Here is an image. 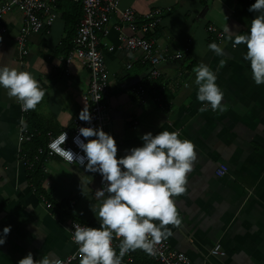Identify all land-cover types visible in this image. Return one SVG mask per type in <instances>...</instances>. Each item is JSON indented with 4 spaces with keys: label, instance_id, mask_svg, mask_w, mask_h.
Wrapping results in <instances>:
<instances>
[{
    "label": "crops",
    "instance_id": "1",
    "mask_svg": "<svg viewBox=\"0 0 264 264\" xmlns=\"http://www.w3.org/2000/svg\"><path fill=\"white\" fill-rule=\"evenodd\" d=\"M66 1L58 4V16L48 32H30L28 52L22 57L16 48L22 25L19 10L6 16L4 31H0V66L32 73L45 92L32 109L44 142L48 132H72L79 112L89 109L85 61L74 56L68 65L64 62L72 41L66 38L62 17ZM254 2L119 0V9L129 7L140 14L161 10L153 47L181 57L162 60L156 80L149 78V67L140 63L137 54L124 49L123 35L131 30L121 25L118 13L112 15L110 33L99 45L109 72L105 103L117 156L140 146V136L149 131H177L181 139L195 145L197 158L188 173L187 191L175 197L182 222L166 226L172 233L166 239L193 264H264V84L257 85L251 77L249 62L243 58L246 46L234 43L237 35L247 32L255 16L249 11ZM226 24L230 32L225 31ZM208 26L215 27L222 37L217 39L215 33L208 32ZM208 40L226 55H216ZM201 62L217 76L225 111H200L194 81ZM132 86H143L146 93H132ZM25 114L21 116L17 99L0 87V232L11 225L5 244L0 245V264H18L28 252L35 260L43 255L64 257L74 249L69 239L72 219L95 227L100 223L92 209L99 203L95 192L101 188L102 178L83 166L47 158L41 188L56 205L67 201L68 206H57L52 212L36 198L29 172L17 153L19 122L21 118L30 122ZM220 164L227 166L221 177L215 174ZM216 243L224 255L211 254ZM137 255L139 261L147 262L144 254Z\"/></svg>",
    "mask_w": 264,
    "mask_h": 264
},
{
    "label": "clouds",
    "instance_id": "2",
    "mask_svg": "<svg viewBox=\"0 0 264 264\" xmlns=\"http://www.w3.org/2000/svg\"><path fill=\"white\" fill-rule=\"evenodd\" d=\"M249 11L255 16L247 32L237 35L234 43L246 46L243 58L249 62L254 83L261 85L264 84V0H255ZM225 31L230 32L227 24ZM208 47L216 55H226L215 42ZM224 63L222 60L221 64ZM195 73L200 111L209 108L225 111L224 92L216 83L214 71L201 62ZM0 87L7 90L9 97L18 99L25 111L35 109L45 96L32 73L8 66H0ZM79 119L91 123L88 108L79 112ZM78 132L74 143L80 152L64 147L68 135L65 131L50 141L48 148L70 165L83 166L102 178L103 187L95 192L99 203L91 208L99 217V227L74 225L72 239L78 245L80 264H122L123 257L136 249L155 254V246L172 234L166 226H179L182 222L175 197L187 191L188 173L197 158L194 143L181 139L177 131L165 129L156 134L149 131L140 136L143 141L140 146L131 147L118 157L114 137L101 126H82ZM10 231L11 225H7L0 232V245L5 244ZM114 235L122 238L118 254L112 243ZM18 264H63V261L55 254L35 260L28 252Z\"/></svg>",
    "mask_w": 264,
    "mask_h": 264
},
{
    "label": "built area",
    "instance_id": "3",
    "mask_svg": "<svg viewBox=\"0 0 264 264\" xmlns=\"http://www.w3.org/2000/svg\"><path fill=\"white\" fill-rule=\"evenodd\" d=\"M60 0H4L0 1V31H4L3 21L6 16L14 10H19L22 17V25L19 28L16 37V48L19 57L26 55L28 52L26 43L30 32L49 31L52 21L58 16L56 12L57 2ZM81 4V17L76 25L75 32L71 41L70 50L65 54L64 62L68 65L71 59L76 56L85 61L89 83L86 90V96L89 102V112L91 113V123L79 119L77 116L73 122L72 132H67V139L64 143L66 149H71L75 152L81 150L74 143V137L79 135V128L82 126H101L108 133L110 123L108 106L105 103V97L109 86V72L105 62L104 53L99 48L103 37H107L110 33V21L114 13H118V19L121 25L128 27L131 33L123 35L124 49L131 54H137L140 63L149 66L148 76L150 79H158L161 75L159 63L168 58L178 59L180 53L168 55L158 51L153 47L155 44V32L161 22V10L158 8L152 9L146 13H137L133 8L119 9V0H72ZM207 31L215 33L216 38H221V33L213 26H208ZM150 34L151 36H146ZM128 64L127 67H130ZM67 71V69H66ZM130 92L139 96H143L146 90L142 86H132ZM99 99V100H98ZM156 100H160L157 97ZM20 105L21 116H25L26 112L22 109L21 102L17 99ZM25 119L21 118L19 122V145L17 148L18 158L22 162L25 169L32 171L35 162L39 160L40 154H45L42 164L43 171L46 172L45 161L49 157H58L66 162L59 155L52 153L48 148L50 141L55 139L61 132L57 134L47 133V141L44 147H38L36 152H28L23 150V143L29 142L37 134L36 130H31L29 127H24ZM111 134V133H110ZM112 135V134H111ZM82 139H84L81 136ZM34 153V154H33ZM69 164V163H68ZM78 165V164H75ZM79 166V165H78ZM227 171L225 164H220L215 174L219 177L223 176ZM103 184H101V188ZM41 201L45 209L50 210L51 203L41 196ZM91 226V224L72 219L69 224V239L72 242L74 249L64 257H60L63 264H80L78 253V245L73 241L74 225ZM121 237L113 238V247L119 253V245ZM155 254L143 252L149 259L148 262L138 260V255L135 251H129L122 259V264H193L185 252L174 248L167 239H163L156 246ZM213 255H224L220 244L216 243L211 249Z\"/></svg>",
    "mask_w": 264,
    "mask_h": 264
},
{
    "label": "trees",
    "instance_id": "4",
    "mask_svg": "<svg viewBox=\"0 0 264 264\" xmlns=\"http://www.w3.org/2000/svg\"><path fill=\"white\" fill-rule=\"evenodd\" d=\"M60 1L57 2V6L60 3ZM66 2H67V9L63 13L62 17L65 21V30L67 31V37L66 38L72 40L76 25L78 24L80 17H81V4L79 2H74L72 0H67ZM56 12H57V8H56ZM146 36L149 37L151 35L147 34ZM155 36H156V33H155ZM211 41L212 40H208L207 43L210 44ZM62 45L65 46L66 45L65 42H63ZM70 47L68 48L69 50H70ZM68 49H67V51H69ZM33 114H34V112L32 111V109L27 110V115H28V118L30 119V122L26 123L27 127H29L31 130L37 131V134H35V136L32 138L31 141L23 143V150H27L28 152H36L37 148L38 147H44L46 144V141H47V139H46V141L44 142L43 139L40 138V129L37 125V122L32 118ZM44 158H45V154H40L39 160L37 162H35L34 169L31 172L30 171H28V172H29L30 181L32 183V186L34 187L35 192H36L35 193L36 198L37 197L41 198V196L46 198L51 203L52 207L50 208V211L53 212V211H55V209H57L56 208L57 206H58V208H61V209H63V207H65V206H68V202L63 201V202L59 203L58 205H56L55 202L52 201L51 198H49L48 194H46L44 192V190L41 188L40 184H41L42 180H44L46 178V172H44L43 168H42ZM63 214H65V213H63ZM138 252L141 255V257H143L142 256L143 252L140 251L139 249H136L135 253H138ZM145 257L147 258L146 255H145ZM148 261H149V259L147 258V262Z\"/></svg>",
    "mask_w": 264,
    "mask_h": 264
},
{
    "label": "rangeland",
    "instance_id": "5",
    "mask_svg": "<svg viewBox=\"0 0 264 264\" xmlns=\"http://www.w3.org/2000/svg\"><path fill=\"white\" fill-rule=\"evenodd\" d=\"M143 87V86H142ZM146 90V89H145Z\"/></svg>",
    "mask_w": 264,
    "mask_h": 264
}]
</instances>
